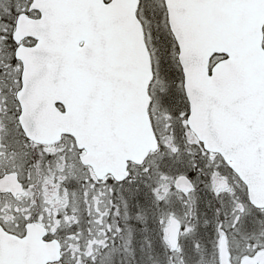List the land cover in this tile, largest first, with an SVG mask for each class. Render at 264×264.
<instances>
[{"label": "snow or ice", "instance_id": "1", "mask_svg": "<svg viewBox=\"0 0 264 264\" xmlns=\"http://www.w3.org/2000/svg\"><path fill=\"white\" fill-rule=\"evenodd\" d=\"M0 264H264V0H0Z\"/></svg>", "mask_w": 264, "mask_h": 264}]
</instances>
